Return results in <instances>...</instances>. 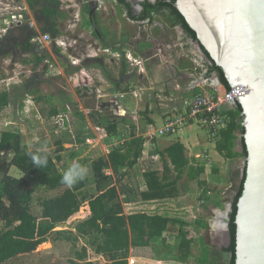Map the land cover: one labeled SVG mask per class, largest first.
Listing matches in <instances>:
<instances>
[{"label": "trees", "instance_id": "trees-1", "mask_svg": "<svg viewBox=\"0 0 264 264\" xmlns=\"http://www.w3.org/2000/svg\"><path fill=\"white\" fill-rule=\"evenodd\" d=\"M24 1L31 12L44 19L43 33L56 38L59 34L57 20L62 15L60 0ZM117 2L126 5L127 10L131 11L130 5L125 3V0H117ZM174 2L175 0H157L154 5L145 3L141 15L133 19L140 21L147 16L151 17V12L159 14L165 22L172 26H180L190 39L195 40V33L176 11ZM90 12L91 9L84 6L82 13L88 15ZM10 31L8 29L6 34L0 37V55L9 57L20 49L22 53L33 56L32 62L23 60L22 63H32L33 69L38 67L42 57L38 54L40 48L36 47L32 41L36 36L35 32L27 30L19 37H15ZM212 73L219 77L225 90H230L221 70L215 65L209 67L208 76ZM197 91L198 88L192 91V94ZM123 92H128V90ZM37 94L36 90L30 92L37 104L44 102V97ZM22 101L23 98L20 96H11L7 90L2 91L0 93V114L11 105L13 109L20 110L23 106ZM64 110L65 107L61 110L52 107L45 117L52 119ZM101 113L103 112L94 111L89 114L88 119L93 126L101 129L107 136H120L118 126L128 121L125 118L118 120L114 114L111 117ZM224 113L229 120L226 127L214 139L215 150L225 159L243 158L246 156L243 139L239 151H234L236 134L239 133V136H242L244 132L240 121L241 109L239 106L226 107ZM79 116L84 121V117L81 114ZM11 128L0 131V155H11L7 163V171L0 178V226H2L0 229V264L20 255L33 253L49 240L72 243L76 242L78 237H94L91 246L95 254L106 260L103 264H128L131 248L147 247L151 240L162 237L165 232L174 231L175 225H180L178 260L181 262L186 259L191 241L187 239V233L184 230L181 231V226L183 228L185 226L184 223L142 213L124 215L122 209L124 203L157 200L172 195L171 187L181 178L188 165L185 149L181 144H173L159 153L163 162L162 176L159 177L156 171L144 173L147 189L145 192H139L137 187L131 186L130 180L132 169L142 156L144 140L141 137L130 136L121 146L112 149L107 157L98 158L90 163L95 196L94 193L86 190L89 185L87 180H78L72 187H67L62 183L64 174L56 167V162L61 159L60 152L63 151L62 141L56 142V155L53 156L40 149H28L21 143L20 133L16 127ZM33 155L46 157V165L38 167L33 162ZM11 167H15L21 173L19 177L8 174V169ZM122 169L125 170L122 171ZM199 171V173L203 172V170ZM194 176L193 173L189 174L190 179H194ZM169 178L172 180L165 182ZM243 182L244 180L240 183L233 200L232 211L229 214L228 244L219 252L211 254L212 264H235L236 226L234 220L237 210L236 203L241 195ZM39 188L49 191L61 188L64 190L52 197L41 199L38 204L40 214L34 216L31 213L33 193ZM86 201H88L90 215L74 225L75 232L55 231L58 225L65 223L76 214ZM76 256L82 263L70 260L69 264H94L89 259L86 249H82ZM205 259L208 260V255H204V259L199 261L200 264H205Z\"/></svg>", "mask_w": 264, "mask_h": 264}, {"label": "crops", "instance_id": "crops-1", "mask_svg": "<svg viewBox=\"0 0 264 264\" xmlns=\"http://www.w3.org/2000/svg\"><path fill=\"white\" fill-rule=\"evenodd\" d=\"M77 1L82 6L81 12L84 6L91 9L87 16L94 17V21H96L97 15L100 17L101 13L105 14L103 21L106 22H112L114 20L113 16L117 17L118 14L125 15V26H128V28L133 26L136 29V33L131 35L130 32H126L125 26L119 30H112L109 24H98V32L96 31L93 35L96 39L99 55L95 54L88 57L91 59L97 56V59H94L97 73L96 75L89 71L84 73L85 86L82 89L89 91L90 88L97 89L98 86L100 88L102 86L104 89L108 88L109 95L124 93L123 91L128 90V92L135 91L137 94L141 92L142 98L135 99L129 95L126 100L119 102L120 108H123L126 112L125 116H121L113 110L112 113L116 119L125 118L128 121L118 126L120 136H107L101 129L93 126L88 120V116L86 117L83 114L82 131L88 132L89 135H87L88 133L83 134L79 141L75 140V135L70 131L67 132V130L64 133H69L73 139L72 141H63V139L55 141V145L57 141H62L61 145L63 147V151L60 152L61 159L56 162L57 169L64 174L71 167L78 165L77 157L74 156L76 154L73 153L80 151V157L78 158L84 156L95 160V158H103L102 155L107 157L112 149L121 146L130 136L141 137L144 140L142 156L132 169L130 183H132L131 186L137 187L139 192H145L147 187L144 173L156 171L161 177L163 162L159 153L173 144H181L185 149L188 165L181 178L171 187L172 195L163 199L124 203L122 209L124 215L142 213L184 223L185 226L184 228L181 226V231L184 230L187 233V239L191 241L188 256L181 262L178 260V231L180 225H175L176 229L174 231L165 232L162 237L151 240L147 247L131 248L128 264H200L199 261L204 259V255H208V262L205 259V264H212L211 254L216 251L219 252L227 245V236L225 233L215 231L212 226H209V222L215 217L217 211L225 209V205L229 200L230 188L237 182L236 176L238 175L241 158L229 160L221 157L215 150V140L210 139L203 129L205 134L202 133L201 128L197 126H187L177 134L162 136V138H149L146 135L151 128L157 126L158 122L163 124L166 117L180 111L183 101L197 88H193V84L201 77L197 79L195 77L202 71L203 63H207V61L195 49L188 35L183 30L181 31L180 26H172L165 22L163 18L161 20V16H157L155 22L160 25V28H155L156 33L154 32V34L159 31L161 37L158 38L157 35H154L152 41H146L145 43L148 49V52L145 53L148 62L145 67L143 66V70L142 67L140 69L143 72L141 79L144 83L138 86V84H135L129 59L141 58V53L138 52L141 47L139 46L140 33H137V31L149 27V25L136 22L125 6L118 3L117 0L111 8L106 7L105 0ZM109 12L113 16L107 20ZM109 60L113 61L112 64L109 63ZM198 60L202 62L199 63ZM103 103L102 108L104 109L111 105L104 101ZM86 120L88 121L86 122ZM92 131H96L98 134L91 135ZM239 137V133H237L234 143L235 152L239 151ZM107 139L109 141L114 140L118 144L111 146ZM91 140L93 144H85L86 141L90 143ZM64 144L69 146L65 145L64 148ZM66 147L71 150L67 152ZM40 150L47 152L45 149ZM55 152L56 149L52 154L48 153L54 156L56 155ZM64 152L65 155L67 154L66 158L71 156L72 164L67 165ZM102 152L104 153L102 154ZM98 153L99 156H95ZM147 158H149V161ZM91 162H88L90 171ZM230 164L232 170L230 168L229 180L227 181L229 185L226 186L225 170ZM124 170L122 169V171ZM199 170H203V172L199 173ZM190 173L195 175L194 179L189 178ZM82 180L89 181L86 190L96 196L93 179L84 177ZM171 180L172 178H169L165 182ZM91 188L93 190L90 191ZM84 204L83 210L81 209V212L78 211L79 213L73 215L79 221L90 215L88 201ZM57 228H55V231H57ZM52 240L42 245H46L50 241L56 242V240ZM99 258L102 259L103 263H106L102 256L99 255Z\"/></svg>", "mask_w": 264, "mask_h": 264}, {"label": "rangeland", "instance_id": "rangeland-1", "mask_svg": "<svg viewBox=\"0 0 264 264\" xmlns=\"http://www.w3.org/2000/svg\"><path fill=\"white\" fill-rule=\"evenodd\" d=\"M60 2V11L62 15L57 20L59 34L56 38H52L51 42L41 44L36 41V38L44 34V19L40 15L31 12L24 0H0V37L5 35L8 30V26L6 25L7 22L9 23L13 20H17L18 24L16 23L10 28L12 35L19 37L22 32H26L27 30L34 31L36 36L33 38L35 39L33 43L36 47L40 48L38 54L42 57L38 67L33 69L32 63H22L23 60L32 62V54H24L18 49L9 57L0 55V93L7 90L11 96L18 95L23 98V106L20 110L13 109L11 105L2 111L0 114V131L6 128L10 129L11 127H16L20 133L21 143L24 146L30 150L45 149L47 153L50 152L51 154L56 149L55 141L57 139H63V141H72L73 139L69 133L65 134V131L57 129L58 126L55 123V118L48 119L45 117L48 111L52 107L58 110H61L63 107H68L70 112L66 114V131L68 130L67 132L70 131L73 133L75 135V140L80 141L82 135L88 132L82 131L83 121L79 114H85L87 117L99 107H103L104 99H101L100 95L107 96L109 93L108 88L104 89L102 86L101 88L98 86L97 89L90 88L89 91L82 89L85 86L84 73L87 71L95 75L97 73L94 59H97L99 53L97 52L98 46L93 34L96 31L98 32V24H109L112 30H119L126 25L125 15L118 14V16L115 17L109 12L107 20L111 16L114 17V20H112V22L103 21L105 14L101 13L100 17L97 15L93 28L91 24H89L87 14L81 12L82 6L80 2L77 0H60ZM114 3H116V0H105L107 8H111ZM160 18L162 20V17ZM125 29L126 32H130L131 35L136 33V29L133 26L132 28H128L127 26ZM150 30L149 27H146L137 31V33H140L139 46L141 47L138 49V52L141 53V58L134 59L143 63L142 70L143 66L145 67L148 62L145 54L148 49L145 43L148 41L147 38L151 36ZM95 54H97L95 58H88ZM72 59H75L74 62L77 63L76 66L71 65L70 62L73 63ZM112 60H109L110 64H112ZM88 68L89 70H87ZM130 68L134 74L135 84H138V86H141V84L143 85L144 81L141 79L143 77V72H141V68L134 67L131 64ZM35 90L38 91L37 95L44 97V102L37 104L34 101V96H31L30 92ZM111 112L109 107H107L103 109V113L101 114L106 116L110 115L112 117L113 113ZM88 120H86V122ZM161 125L162 124L158 122L156 128H159ZM191 126L196 127L195 125ZM201 132L205 134L203 130ZM93 134L98 133L92 131L91 135ZM87 135H89V133ZM157 137L162 138V136ZM100 139L103 140V138ZM107 140L109 141V139ZM109 142L111 146H116L118 144V142L116 141L117 143H115L114 140ZM85 144L90 145L93 144V142L92 140L90 143L86 141ZM65 145L67 144H64V148ZM66 148L68 149V147ZM70 150L71 149H68L67 152ZM80 153V151L73 153L76 154L74 156L77 157V164L86 170V175L84 177L92 178L88 162L94 159L84 156L78 158L80 157ZM103 153L104 152H102V154ZM66 155L64 152L67 165L72 164L73 160H70L71 156L66 158ZM95 156H99V153ZM102 156L105 157V155ZM10 159L11 155H0V178L2 174L7 171V163ZM96 159L97 158H95V160ZM147 160L149 161V158H147ZM231 167L232 165L230 164L225 170L224 177H226V186L229 185L227 181L229 180L228 176ZM8 174L19 177L21 173L15 167H11L8 169ZM63 190L64 188L55 191H49L44 188L36 189L33 193L31 213L34 216H38L40 214L39 201L62 193ZM91 190L93 189L91 188L90 191ZM84 206L85 204L80 207L79 212L83 210ZM76 221L78 222L79 219L77 220L74 216L71 217L65 223L58 225L57 231L64 230L75 232L73 227ZM0 229H2V226H0ZM93 240L94 237H78V240L72 243L67 241L54 242L52 240L53 242L50 241L48 244L38 247L33 253L20 255L4 264H69L70 260L82 263L76 256L82 249L87 250V255L94 264H103L102 259L99 258V255L95 254L91 246Z\"/></svg>", "mask_w": 264, "mask_h": 264}, {"label": "water", "instance_id": "water-1", "mask_svg": "<svg viewBox=\"0 0 264 264\" xmlns=\"http://www.w3.org/2000/svg\"><path fill=\"white\" fill-rule=\"evenodd\" d=\"M174 8L195 33L191 39L207 63L219 68L237 97L244 130L239 137L246 156L239 162L238 181L230 188L225 209L217 211L209 226L229 241V214L236 203L235 264H264V0H175ZM204 84L222 86L219 77H201Z\"/></svg>", "mask_w": 264, "mask_h": 264}, {"label": "built area", "instance_id": "built-area-1", "mask_svg": "<svg viewBox=\"0 0 264 264\" xmlns=\"http://www.w3.org/2000/svg\"><path fill=\"white\" fill-rule=\"evenodd\" d=\"M18 24L17 20L12 22H7L8 29L12 28L14 24ZM32 41H35L33 39ZM36 41L39 43H49L52 41V38L48 34H43L36 38ZM54 44V43H53ZM55 45V44H54ZM73 63L71 65L77 64L74 62L75 59H72ZM130 64L134 67L141 68L143 63L134 58L129 59ZM198 91L195 94L187 97L183 103L180 111L166 117L164 123L159 128H151L146 135L149 138H154L157 136H170L177 134L182 131L185 127L195 125L203 129L208 137L214 140L219 132L224 129L228 123L229 118L224 113L225 108L229 107V104L237 99L234 91L232 89L225 90L223 86H216L215 88H210L204 84H201L197 87ZM131 95L135 99H141V92H124L119 94H111L107 96H101L100 98L104 99L105 103L111 104L109 109L113 110L121 116H125L126 112L123 108H120L119 102L126 100V98ZM102 107L96 109V111L103 112ZM70 112V109L67 107L64 111H60L56 115L55 123L58 126V130L66 131L67 129V113Z\"/></svg>", "mask_w": 264, "mask_h": 264}, {"label": "flooded vegetation", "instance_id": "flooded-vegetation-1", "mask_svg": "<svg viewBox=\"0 0 264 264\" xmlns=\"http://www.w3.org/2000/svg\"><path fill=\"white\" fill-rule=\"evenodd\" d=\"M156 1L157 0H125V3H127V4L130 5V10L131 11H129V13L131 14L132 18H138L141 15V13L143 12V10H144V6L143 5L145 3H149V4L154 5L156 3ZM124 6H126V5H124ZM126 10H127V8H126ZM150 16L151 17H148L147 16L145 19L140 20V21L139 20H135L136 22H142L144 24L149 25V28L151 29L150 30L151 36L147 38L148 41H152L153 40V37H155L154 35H157L158 38L161 37L160 36L161 35V32H159V31L157 32V34H154L155 28H160V25L156 24V22H155L156 21L155 20V17L161 16V15L155 14V13L151 12L150 13ZM94 20H95L94 17L91 18L90 16H88V21H89V23L91 24V26L93 28H94V24H95V21ZM156 25H157V27H156ZM182 30L183 29L181 28V31ZM147 52H148V50L146 51V53ZM197 62L201 63L202 61L198 60ZM209 67H210V65L208 63H203V69H202V71L200 73H198V76L195 77V79L200 78V77H205V78L213 77L215 75V73H212L211 76H208ZM236 177H237V181H238V175Z\"/></svg>", "mask_w": 264, "mask_h": 264}, {"label": "clouds", "instance_id": "clouds-1", "mask_svg": "<svg viewBox=\"0 0 264 264\" xmlns=\"http://www.w3.org/2000/svg\"><path fill=\"white\" fill-rule=\"evenodd\" d=\"M32 159L38 167L45 166L47 163L46 157L39 155H33ZM85 175L86 170L79 165H75L64 173L62 183L67 187H72L78 180L83 179Z\"/></svg>", "mask_w": 264, "mask_h": 264}]
</instances>
